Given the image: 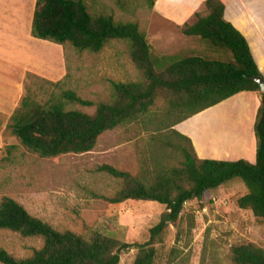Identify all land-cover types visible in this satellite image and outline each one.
I'll return each instance as SVG.
<instances>
[{
	"label": "trees",
	"instance_id": "1",
	"mask_svg": "<svg viewBox=\"0 0 264 264\" xmlns=\"http://www.w3.org/2000/svg\"><path fill=\"white\" fill-rule=\"evenodd\" d=\"M154 1L149 0L152 8ZM204 6L181 30L187 36L199 37L218 52L228 53L227 59L156 55L138 22L117 20L111 14H92L84 0H36L32 36L91 52L102 50L112 40L128 41L131 59L142 71L143 80L113 81L111 100L99 102L94 114L67 109V101L87 106L94 103L73 89H62L63 80L51 82L59 93L42 103L28 90L6 127L23 146L41 157L84 153L96 146L105 131L143 121L160 92L170 95L165 113L150 118L155 130L151 149L155 163L152 181L138 179L109 164L99 167L124 181V186L114 195L104 196L108 201L151 200L163 204L166 210L150 228L147 241L128 243L97 231L85 238L71 230H58L32 215L17 200L4 197L0 201V229L23 237H41L43 244L26 257H16L0 248L1 263L118 264L124 251L136 248L132 264H155L158 258L155 244L164 241L169 224L179 218L185 203L201 199L206 191L233 178H240L247 189L237 199L239 207L250 209L264 223V92L255 80L258 77L264 81V75L245 36L225 18L224 2L205 0ZM242 91L261 93L254 122L255 162L243 158H199L191 138L174 126ZM12 148L14 145H8L6 152ZM169 150L180 155V165L163 163L162 158ZM4 159L6 156L0 161ZM232 260L235 264H264V247L254 243L234 246Z\"/></svg>",
	"mask_w": 264,
	"mask_h": 264
},
{
	"label": "rangeland",
	"instance_id": "2",
	"mask_svg": "<svg viewBox=\"0 0 264 264\" xmlns=\"http://www.w3.org/2000/svg\"><path fill=\"white\" fill-rule=\"evenodd\" d=\"M5 1L0 0V19L5 16ZM84 2L92 14H111L117 20L138 22L146 31L156 55L229 57L228 53L218 52L199 37L185 35L181 28L167 33L153 31L155 25L149 24V21L155 14L149 0ZM194 19L195 16L192 21ZM31 37L21 39L26 47L19 48L0 32V44L10 47L13 52L15 49L21 50L18 59L7 56L4 63H0V77L14 80L27 71L10 109L0 114V159L6 156L0 161V201L4 197H11L23 204L32 215L56 229L71 230L85 238L97 231L123 242L147 241L150 228L158 222L166 210L165 206L151 200L108 201L104 196L114 195L124 186V181L99 167L109 164L138 179L152 181L155 163L151 149L155 130L150 118L165 113L171 96L160 92L143 121L105 131L98 138L96 146L88 152L41 157L23 146L6 127L10 122L9 112L12 114L20 106L28 90L43 103L52 94L59 93L51 82L63 80L62 89H73L83 99L94 103L87 106L67 101L66 108L94 114L99 102L111 100L113 81H141L143 74L132 61L130 44L125 40H112L102 50L91 52L77 50L68 43L59 44ZM5 48L0 46V54L6 51ZM63 61L64 65L61 66ZM246 113L249 120L250 114L248 111ZM232 114V109H229L228 113L215 117L217 121L209 127L208 133L212 134L218 125L227 124H232L233 130L240 131V126L232 122L235 119ZM248 120L244 119L243 126L249 131ZM210 134L206 139L205 134L200 138L204 150L205 140H210V143L214 141L213 134L209 139ZM218 144L219 138L216 137L214 145ZM8 145H14L9 153L6 152ZM169 151L162 158L163 163L180 165V155ZM239 155L234 154L230 159L245 158ZM247 160L254 162V159ZM246 191L243 181L233 178L216 189L206 191L201 199L186 202L179 218L169 224L164 241L155 244L158 250L155 264H235L232 260L234 246L254 243L264 247V223L250 209L240 208L237 204V199ZM42 244L41 237H23L17 232L0 229V248L16 257L30 256ZM136 253V248L124 251L118 264H132Z\"/></svg>",
	"mask_w": 264,
	"mask_h": 264
},
{
	"label": "crops",
	"instance_id": "3",
	"mask_svg": "<svg viewBox=\"0 0 264 264\" xmlns=\"http://www.w3.org/2000/svg\"><path fill=\"white\" fill-rule=\"evenodd\" d=\"M222 1L225 4V18L245 36L253 57L264 75V0ZM204 2L205 0H155L153 5L155 15L151 17L149 24L155 25L152 28L155 32L158 30L167 33L181 28L186 22L192 21L196 12L205 8ZM3 4L6 12L5 16L0 19V32L7 39L15 42L19 48L20 46L26 47V44L21 39L32 38L31 29L36 0H6ZM160 25L164 26L159 27ZM0 46L6 47V51H1L0 63L7 56L18 59L17 57L21 55L20 49H15L13 52L6 45L0 44ZM63 65L64 61L61 63V66ZM60 72L62 74V70ZM26 73L27 71L24 74L21 73L14 80L7 79L8 77H0V114H5L10 109L13 98L25 79ZM260 104V92L242 91L215 106L177 123L174 128L191 138L199 158L231 160L230 157L232 155L240 154L239 157H245L243 159L246 160L250 158L252 161L254 159L255 162L256 138L254 134V122ZM1 105H5L6 107H1ZM229 109H232V116L235 118L232 120L233 124L240 126L242 132L241 130H233L232 124H227L228 126L218 125L212 133L214 136L213 143H210V140H205L206 142L203 144L204 150L200 144L202 143L200 142L202 134H205L206 139L208 134H210L208 133L209 127L216 122L215 117L218 115L222 116L226 111L229 112ZM247 111L250 114L249 120ZM9 115H11L10 112ZM244 119L249 121V131L248 128L243 126ZM212 134L209 135V139ZM216 137L219 138L218 146L214 145Z\"/></svg>",
	"mask_w": 264,
	"mask_h": 264
},
{
	"label": "water",
	"instance_id": "4",
	"mask_svg": "<svg viewBox=\"0 0 264 264\" xmlns=\"http://www.w3.org/2000/svg\"><path fill=\"white\" fill-rule=\"evenodd\" d=\"M255 80L259 83L260 91L264 92V81L261 78L256 77Z\"/></svg>",
	"mask_w": 264,
	"mask_h": 264
},
{
	"label": "bare ground",
	"instance_id": "5",
	"mask_svg": "<svg viewBox=\"0 0 264 264\" xmlns=\"http://www.w3.org/2000/svg\"><path fill=\"white\" fill-rule=\"evenodd\" d=\"M226 113V112H225ZM217 121V120H216ZM204 143V142H203Z\"/></svg>",
	"mask_w": 264,
	"mask_h": 264
}]
</instances>
